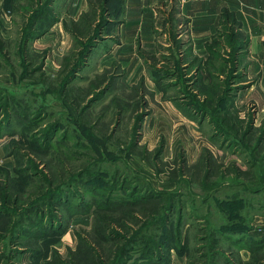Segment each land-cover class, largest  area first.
Here are the masks:
<instances>
[{
	"label": "rangeland",
	"instance_id": "374dc122",
	"mask_svg": "<svg viewBox=\"0 0 264 264\" xmlns=\"http://www.w3.org/2000/svg\"><path fill=\"white\" fill-rule=\"evenodd\" d=\"M94 2L0 0V264H264V69L232 16L189 56L186 23L148 50Z\"/></svg>",
	"mask_w": 264,
	"mask_h": 264
},
{
	"label": "crops",
	"instance_id": "0c3cea01",
	"mask_svg": "<svg viewBox=\"0 0 264 264\" xmlns=\"http://www.w3.org/2000/svg\"><path fill=\"white\" fill-rule=\"evenodd\" d=\"M70 1L71 8L75 11L74 19H79L84 11L94 8L95 3L94 0ZM104 1L108 5L103 7L106 9L104 18L110 22L109 25L120 29L119 33L124 41H140L142 47L148 50L156 48L159 15L166 19L167 14V19L171 18L170 22L165 21L161 27L165 36L176 32L182 23H186V31L193 41V52L189 56L206 55V44L216 34L227 12L236 24L235 33L238 38L234 48L237 55L242 53L245 73H262L261 70L264 69V0H198L184 4L178 2L180 8L174 6L177 2L172 4L173 0H102ZM181 36L178 35L179 38ZM139 57L132 55L129 61L138 62ZM187 65L188 62H183L182 68Z\"/></svg>",
	"mask_w": 264,
	"mask_h": 264
},
{
	"label": "trees",
	"instance_id": "16d2710c",
	"mask_svg": "<svg viewBox=\"0 0 264 264\" xmlns=\"http://www.w3.org/2000/svg\"><path fill=\"white\" fill-rule=\"evenodd\" d=\"M181 68V67H180ZM58 127L56 126L55 127V129H54V131L56 132L58 129H57ZM66 191H63L62 193H60V194H63V193H65ZM50 196V195H49ZM52 196V195H51ZM55 196L53 195L51 198H54ZM108 198H110V197H107V199L106 200H108ZM108 202H110V200H108ZM172 203V202H171ZM169 204L168 206H167V210H170V209H172V206H173V204ZM99 204V203H98Z\"/></svg>",
	"mask_w": 264,
	"mask_h": 264
},
{
	"label": "built area",
	"instance_id": "2783aa9c",
	"mask_svg": "<svg viewBox=\"0 0 264 264\" xmlns=\"http://www.w3.org/2000/svg\"><path fill=\"white\" fill-rule=\"evenodd\" d=\"M192 1H198V0H178V2L180 4H184V3H188V2H192Z\"/></svg>",
	"mask_w": 264,
	"mask_h": 264
}]
</instances>
